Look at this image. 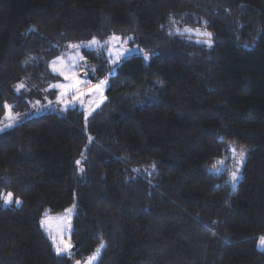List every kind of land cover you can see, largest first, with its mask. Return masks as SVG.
<instances>
[{
	"label": "trees",
	"instance_id": "trees-1",
	"mask_svg": "<svg viewBox=\"0 0 264 264\" xmlns=\"http://www.w3.org/2000/svg\"><path fill=\"white\" fill-rule=\"evenodd\" d=\"M113 35L136 53L111 73L83 53L108 82L96 109L29 107L53 100L66 47ZM5 103L24 115L0 133V191L21 201H0V264L82 263L102 243L95 264H264V0H0V118ZM230 145L233 186L210 171ZM68 209L71 258L40 225Z\"/></svg>",
	"mask_w": 264,
	"mask_h": 264
},
{
	"label": "snow or ice",
	"instance_id": "snow-or-ice-1",
	"mask_svg": "<svg viewBox=\"0 0 264 264\" xmlns=\"http://www.w3.org/2000/svg\"><path fill=\"white\" fill-rule=\"evenodd\" d=\"M173 28L175 29L174 32H170V35H184L185 33H188L189 35L195 34L198 36L205 37L206 39L200 41L198 40L197 43H206L209 47L212 46L211 37L212 34L209 32H201L199 29H191V28H184L182 31L179 28H176V21L172 20L170 21ZM112 41L119 42L120 37L113 35L111 37V40L108 42L111 44ZM127 41H124L126 43ZM91 45H97L100 47H103L100 44V41L96 40L95 38L92 39L89 45H85V47H90ZM72 49H79V45H70ZM109 55H115L117 58L119 56L124 55L123 51L120 52H113V49L109 47L108 49ZM131 51V50H127ZM149 57L147 55L144 56V59L147 60ZM83 60V57L79 55L78 51L75 55H69L67 58V61H65V58L63 56L57 57L55 61L52 62L51 70L53 74L63 77V80L66 83H57L55 85H51L52 88L59 89V95L57 96V103L64 104L65 108H67L72 102L78 101L83 105L84 98L85 97H92L94 95L103 97V89L106 87V81H99L96 84H91L90 81L81 79L77 74L76 71L80 67V62ZM57 63L59 66H57ZM25 88V85L23 83H20L16 86V92L19 93L22 89ZM40 102L37 100L36 104L38 105ZM51 103V101H49ZM97 106H99L97 104ZM5 110V115L3 118H0V124H4L3 128H0V131H5L6 129L12 128L15 126L17 121L19 120V114L13 112V106L5 103L3 105ZM85 119H87V116H85ZM6 122V123H5ZM91 141V138H89ZM230 152L236 160V169L231 173V180L232 182L237 181L238 179V173L240 171L239 165L243 163V158L245 156V149L240 148L237 150L236 147L230 146ZM77 165L80 164V161H76ZM222 163V162H221ZM213 168L216 171H219V169L215 168V165ZM84 169L80 168V172H83ZM135 171V170H134ZM0 201H3V204L5 206L11 205L13 202H15L17 205L21 203L19 199H15L13 197L12 192L2 193L0 192ZM68 213H71L73 209L66 210ZM60 220H65V218H58ZM70 221L71 216H68L66 218L67 222V230L70 231ZM40 225L45 231L47 232L49 239L51 240V244L55 250V253L57 256H67L68 258L72 257V249L73 245L70 242V239L66 240L64 236L65 227L62 225L55 230L52 229L50 224V219L47 217L42 219L40 221ZM258 247L264 249V236H260L258 239ZM104 248V244L102 243L99 248H97L96 253L90 257H88L85 264H95V262L99 259V255L101 252V249ZM76 264H81L80 261H76Z\"/></svg>",
	"mask_w": 264,
	"mask_h": 264
},
{
	"label": "rangeland",
	"instance_id": "rangeland-1",
	"mask_svg": "<svg viewBox=\"0 0 264 264\" xmlns=\"http://www.w3.org/2000/svg\"><path fill=\"white\" fill-rule=\"evenodd\" d=\"M195 29H199L201 32H204V30H202L201 28H195ZM190 37L194 38V39H197V40H200V41L206 39L205 37L195 35L194 33L191 34ZM110 40H111V38L100 42V44L103 47H100V46H97V45H91L90 47H85V45H89L90 42L89 43H85V44H76V45L80 46L78 50L77 49H72L70 46H68L60 53V55L58 57L63 56L65 58V61H67V58H68L69 55H75L77 53V51H78L79 55L83 57V60L80 62V67L77 69L76 74L81 79L90 81L91 84H96V83H98L101 80L106 81V87H107V83L108 82H107L106 77L99 78V77L96 76V66H91L92 63L89 61V59L87 57H85L83 55V53L84 52L85 53L89 52L90 54H93L94 56H96L99 59H101L102 62L104 63V65L107 66V68H108L107 70H109V72L111 73V71L113 70V65L114 64H116L117 62H119L120 60H122L124 57H126L128 55H132L136 51L134 48H131L128 45L129 39L120 38L119 42L112 41L111 44H109L108 42ZM124 41H127V42L124 43ZM109 47H111L113 49L114 53L123 51L124 55L119 56V58H117L115 55H111L110 56L109 55V51H108ZM127 50H131V51H127ZM56 59L57 58H55L53 61H55ZM52 62L50 63V70H51ZM57 66H59L58 63H57ZM51 72H52V70H51ZM56 77L58 79L55 82L49 84L46 87V89L44 90V92H47V91L53 92L54 91V94L52 95V99L53 100H46V99L45 100H41V101H39L40 103L38 105L36 104V101H34V100L29 101L28 102V103H30L29 107L33 111L35 110L37 112H40V111L47 110L48 108H51L54 105H64V104L57 103V96L59 95V89L52 88L51 85H55L57 83H66V82L63 80V77H60V76H57V75H56ZM20 83H23L25 85V88L22 89V90L26 91L27 88H26V83L24 81H21V82L17 83L15 85V87H14V90L16 89V86L18 84H20ZM106 87L103 89V97L102 98L100 96H97V95H94V96H92L90 98L89 97H85L83 105H81V103L78 102V101H74L69 106L77 105L79 108L84 110L86 113H90L91 111H93L94 109H96L98 107L97 104L100 105L105 100V92L104 91H105ZM15 92H16V90H15ZM49 101H51V103H49ZM13 112L17 113L16 111H13ZM18 114H20V113H18ZM4 115H5V113H4ZM4 115H3V117H4ZM23 115L24 114L19 115V119H21ZM23 118H25V117H23ZM3 127H4V124H0V128H3ZM2 132L3 131H0V133H2ZM214 165H215L216 169H219V171H216L213 168ZM240 166H241V164L239 165V169H240ZM236 167H237L236 160H235V158H233V156H232V154L230 152V147H229L227 149V152H226L225 156L220 158L218 161L214 162V164L212 165L210 171H212L213 173H215L217 175L224 174L226 176V178H227V182L230 185L233 186L237 181L232 182L231 173L233 171H235ZM238 178H239V173H238ZM0 192L7 193V192H3V191H0ZM14 201H15V198H14ZM1 204H2V206L4 208H19L20 205H21V203L19 205H17L15 202H13L11 205L5 206L3 204V201H1ZM71 215H72V212L68 213L67 211H65V212H63L61 214H55V215L47 213V217L50 219V224H51V227H52L53 230H55L56 228H58V227H60L62 225L65 227L64 236H65L66 240L69 239V233H70V231L67 230L66 218L68 216H71ZM61 217L65 218V220L62 221V220L58 219V218H61ZM45 218H46V214L43 216L42 219H45ZM42 230L47 234L45 229L42 228ZM47 236H48V234H47ZM256 248L259 251H264V249L258 247V240L256 242ZM96 250L97 249H95V251L90 256L94 255L96 253ZM87 259H88V257H86L84 262H82L81 264H85ZM72 264H76V262H73Z\"/></svg>",
	"mask_w": 264,
	"mask_h": 264
}]
</instances>
